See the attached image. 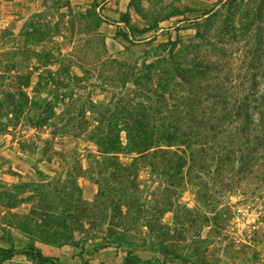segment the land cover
I'll use <instances>...</instances> for the list:
<instances>
[{
	"label": "rangeland",
	"instance_id": "1",
	"mask_svg": "<svg viewBox=\"0 0 264 264\" xmlns=\"http://www.w3.org/2000/svg\"><path fill=\"white\" fill-rule=\"evenodd\" d=\"M11 1H0V123L12 109L30 112L0 132V264H264V184L199 192L186 171L143 169V206L128 211L129 232L111 225L120 222L114 206L102 228H81L72 217L78 199L99 194L102 156L86 136L53 134L68 96L77 108L127 99L160 110L157 96L181 88L171 78L188 88L194 67L257 74L246 67L264 63V0H35L18 10ZM44 110L55 117L36 125ZM69 172L80 176L77 188L61 193L54 187ZM40 221L50 225L47 262L37 254Z\"/></svg>",
	"mask_w": 264,
	"mask_h": 264
},
{
	"label": "trees",
	"instance_id": "2",
	"mask_svg": "<svg viewBox=\"0 0 264 264\" xmlns=\"http://www.w3.org/2000/svg\"><path fill=\"white\" fill-rule=\"evenodd\" d=\"M217 14V11L213 12L210 18ZM229 67L230 64L228 67L224 64L213 67L208 63L194 67L188 79L183 77L188 88L173 76L171 80L181 88L175 95L171 93L169 98L165 94L156 95L164 104L160 110L141 107L133 100L129 105L127 99L121 103L100 105L90 101V105L79 108L70 102L71 96L62 101L64 108L60 117L65 124L56 129L57 125L50 123L57 130L53 134L86 136L98 146L102 156L101 160H95L98 175L103 177L99 194L92 203L77 200L81 206L72 217L77 226L84 228L90 224L97 229L102 228L104 223L101 221L107 218L109 208L114 206V216L120 222L111 225L129 232L125 227L128 211L134 204L141 205L140 211L143 206L137 183L143 169L149 168L166 178L170 177L168 172L171 170L186 171L183 179L193 177L197 180L194 186L199 192H202L203 185L209 183L223 184L228 188L245 180L264 184V63H251L246 67L247 70L258 71L250 76L233 74L236 66ZM224 70L229 73L224 75ZM29 112L20 109L8 111L4 122L0 123V132H9V127L16 126ZM43 114L51 115L45 119ZM43 114L38 116L36 125L49 124V120L55 117L53 111L44 110ZM120 118L124 121L109 122ZM89 119L97 124L93 126ZM122 132L127 134L126 145ZM123 154L134 156L132 162L121 163L119 156ZM78 178L80 176L71 177L69 172L66 181L54 188L61 193L73 191L77 188ZM35 224L40 240L50 242L45 233L50 228L49 222ZM144 226L152 229L148 223ZM13 253L9 257H13ZM37 254L42 262L51 259L38 249Z\"/></svg>",
	"mask_w": 264,
	"mask_h": 264
},
{
	"label": "crops",
	"instance_id": "3",
	"mask_svg": "<svg viewBox=\"0 0 264 264\" xmlns=\"http://www.w3.org/2000/svg\"><path fill=\"white\" fill-rule=\"evenodd\" d=\"M1 1V0H0ZM35 0H14L13 2L11 1L10 3L15 6L18 10V7H26V9L33 7ZM16 14V13H15ZM38 250L41 252V254L45 257H50L52 258L53 255H51L50 252V246L46 242L39 241L36 243ZM53 248V247H52ZM54 254V253H53Z\"/></svg>",
	"mask_w": 264,
	"mask_h": 264
}]
</instances>
